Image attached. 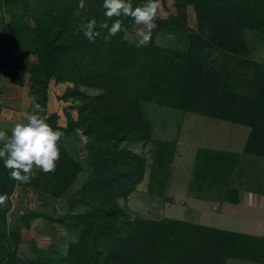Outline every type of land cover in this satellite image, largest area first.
I'll return each instance as SVG.
<instances>
[{
  "label": "trees",
  "instance_id": "16d2710c",
  "mask_svg": "<svg viewBox=\"0 0 264 264\" xmlns=\"http://www.w3.org/2000/svg\"><path fill=\"white\" fill-rule=\"evenodd\" d=\"M2 1L13 22L12 34L18 48L32 49L38 58L37 64L16 60L14 74L29 76L34 104L44 107L42 115L53 130L64 133L58 142L60 159L55 171L35 170L32 178H61L66 185L73 181L81 166L75 164L72 171L66 169L71 158L64 139L72 130H81L93 146H98L104 137L106 142L114 143V148L99 145L89 163L95 177L101 176L94 181L99 185L101 200L85 202L86 215L68 217L75 224L72 230L76 239L67 254H39L34 260L23 262L17 257L21 238L16 231L8 230L5 217V208L18 182L9 178V170L0 160V195L8 197L6 204L0 206V264H225L226 258L235 252H247L252 246L242 235L175 219L119 220L113 224H100L97 219L121 217L122 209L109 205V201L118 190L133 192L141 180V168L136 176L130 163L134 160L139 164L142 158L119 145L150 143V123L142 114L144 103L246 126L250 133L244 152L264 158V66L255 75L233 78L228 67L207 66L203 54L206 47L212 48L208 43H213V47L234 58H246L243 37L235 35V31L238 26L264 31V0H199L203 6L218 8L208 19L209 34H214V39L196 41L197 36H190L184 51L160 47L153 37L144 47L126 43L123 36L131 18L123 17L125 31L105 42L107 30L97 27L101 35L95 43L88 41L81 25L91 18L98 25L105 20L103 0H83L82 7L81 0H34L31 4L25 0ZM32 5L44 8L50 21L31 28L18 25L12 10H30ZM27 19L21 23L24 25ZM51 80L71 84L66 88L67 96L84 100L78 108V119L72 120L68 115L64 127L57 124V114L46 112ZM244 84L252 89L245 90ZM79 86L102 93L86 96ZM215 155L212 151L204 153L202 163L194 168V178L227 174L224 160ZM112 170L117 172L108 173Z\"/></svg>",
  "mask_w": 264,
  "mask_h": 264
},
{
  "label": "rangeland",
  "instance_id": "374dc122",
  "mask_svg": "<svg viewBox=\"0 0 264 264\" xmlns=\"http://www.w3.org/2000/svg\"><path fill=\"white\" fill-rule=\"evenodd\" d=\"M25 1L30 4L34 2ZM147 2L148 0H131L134 7ZM32 7L30 10L22 11L19 8L12 10L18 25L22 27L27 25L31 28L35 24L40 25V22L43 24L50 21L44 8L37 9L34 5ZM217 9L215 6H203L199 0H159L154 21L157 27L152 31V37L158 46L180 51L186 50L188 41L191 40L190 36H197L196 41L214 39V34H209L208 19ZM26 17L28 19L23 25L21 22ZM164 21H168V24L163 25ZM11 23L13 24L11 17L0 0V130H10L19 121L20 114L31 112L34 105V99L30 95L29 76H16L13 64L16 60L37 64L38 58L32 49L18 48V42L12 34L14 29ZM136 27L131 19L124 33V41L130 45L137 44ZM239 34L243 37L248 56L242 58V55H239L234 58L232 54L213 47V43H208L212 48L206 47L203 51L207 66L221 69L228 67L233 78L255 75L260 67L264 66V31L238 26L235 35ZM244 85L245 90L252 89L248 84ZM68 86L71 84L51 80L47 89V115L57 114V124L63 127L67 125L68 115L72 120L78 119V108L84 102L80 98L68 97L66 89ZM79 90L90 97L102 93L101 90L83 86H79ZM142 111L151 125L150 143L143 146L127 145L123 142L119 145L129 148L142 158L139 164L134 160L130 163V170H135L136 176L139 175L141 168V180L135 184L133 192L118 190L119 193H115L109 201V205L122 209L121 217L102 216L97 221L100 224H113L119 220L160 221L165 216H172L192 222L194 216L191 209H188L190 212L180 211L182 216L178 213L179 202L182 200L179 192L184 190V187H190V183H185L184 179L189 177L188 174H191L194 166H188L187 170H184L182 164L177 162L174 164L172 157L175 142L178 141L180 129L187 126L188 121L191 125L205 122L204 131L207 132H211L210 124H214V121L152 103L142 104ZM64 140L71 158L66 164V169L72 171L73 165L81 166V171L76 173L73 181L66 185L67 182L61 178L47 181L46 178L40 177L38 180L31 178L29 183H18L5 208L8 230L16 231L21 238L17 250V257L21 262L34 260L39 254L66 255L70 244L76 239V234L72 230L75 224L68 220V217L86 215L88 209L85 202L101 200L99 185L94 184L95 179L101 176L95 177L96 172H92L89 163L98 152L99 145L113 149L114 143L106 142L102 137L99 145L93 146L90 139L79 129L70 131ZM200 154L202 156L199 155L198 158L203 157L202 152ZM120 168L124 169L117 167V170H121ZM115 172L117 171L112 170L108 173L113 175ZM189 194L193 197L194 191ZM196 246L200 247L198 244Z\"/></svg>",
  "mask_w": 264,
  "mask_h": 264
},
{
  "label": "crops",
  "instance_id": "0c3cea01",
  "mask_svg": "<svg viewBox=\"0 0 264 264\" xmlns=\"http://www.w3.org/2000/svg\"><path fill=\"white\" fill-rule=\"evenodd\" d=\"M213 121L211 132L204 131L205 122L191 125L188 121L187 126L180 129L172 157L174 164H182L184 170L194 166L184 179L190 187L180 188L182 200L178 213L182 216L180 211H192L194 221L165 218L242 235L252 247L246 248L247 252H235L227 257L225 264H264V158L244 152L250 133L248 127L218 119ZM207 151L215 152L224 160L227 174L194 178V168L203 158L198 156L200 152L204 156ZM188 191H194L193 197Z\"/></svg>",
  "mask_w": 264,
  "mask_h": 264
},
{
  "label": "clouds",
  "instance_id": "9594fccd",
  "mask_svg": "<svg viewBox=\"0 0 264 264\" xmlns=\"http://www.w3.org/2000/svg\"><path fill=\"white\" fill-rule=\"evenodd\" d=\"M80 6H83V0ZM102 6L104 21L98 25L97 20L91 18L81 25L88 41L95 43L101 35L97 27L107 30V35L103 37L105 42L125 31L123 17L131 18L137 26V47L147 46L151 42L152 31L157 27L154 21L159 0H148L146 4L135 7L131 0H103ZM108 21L113 22L109 24ZM44 111V107L36 103L31 112L20 114L19 121L10 130H0V160L9 170V178L18 183H29L35 170L54 172L60 159L58 142L64 133L49 126L42 115ZM7 199V195H0V206L5 205Z\"/></svg>",
  "mask_w": 264,
  "mask_h": 264
}]
</instances>
